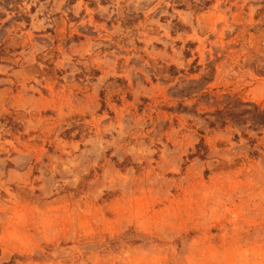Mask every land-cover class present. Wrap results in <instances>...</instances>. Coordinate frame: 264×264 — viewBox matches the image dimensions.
Masks as SVG:
<instances>
[{"label": "rangeland", "instance_id": "obj_1", "mask_svg": "<svg viewBox=\"0 0 264 264\" xmlns=\"http://www.w3.org/2000/svg\"><path fill=\"white\" fill-rule=\"evenodd\" d=\"M264 0H0V264H264Z\"/></svg>", "mask_w": 264, "mask_h": 264}, {"label": "trees", "instance_id": "obj_2", "mask_svg": "<svg viewBox=\"0 0 264 264\" xmlns=\"http://www.w3.org/2000/svg\"><path fill=\"white\" fill-rule=\"evenodd\" d=\"M255 110L258 112V123L260 125H264V110L261 111L260 109L258 108H255Z\"/></svg>", "mask_w": 264, "mask_h": 264}]
</instances>
